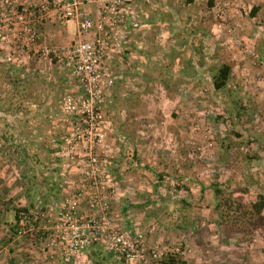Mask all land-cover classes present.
Returning <instances> with one entry per match:
<instances>
[{
  "label": "rangeland",
  "instance_id": "obj_1",
  "mask_svg": "<svg viewBox=\"0 0 264 264\" xmlns=\"http://www.w3.org/2000/svg\"><path fill=\"white\" fill-rule=\"evenodd\" d=\"M252 5L246 8L247 16L251 12ZM229 7L234 21L235 6L232 7L229 4ZM236 8L237 15H240L243 9ZM206 11L210 14L199 21V29L193 30L190 34H201L206 37L214 51L210 59L219 61L208 68L209 80L200 87L202 95H191L194 100L182 117L183 124L187 125L192 132L189 153L191 158L195 159L192 167L183 168L184 173L186 171V175H190V179L186 182L189 187L184 183L178 186L166 179L161 183L149 181V184H146L152 186L156 192L161 189L165 195L173 196L170 199L175 200L170 210L173 212L174 207L180 204L174 196L177 193L185 195L190 201V206L192 205L198 213L200 209L215 206L213 190L210 188L213 184H220L228 189L246 187L250 199L264 192V70L260 69L264 65V41L260 42L262 45L257 46L254 40L256 35L250 37L252 41L246 40L243 23L233 22L238 38L246 46L253 47L255 55L248 56L239 49L231 48L230 37L225 33L216 34L214 31V11L212 12L210 7H206ZM255 25L257 26L258 22ZM160 33L163 36L166 35L165 31ZM201 44L202 42L198 40L197 47ZM227 53L236 64L239 63V58L234 60V53L245 57L246 59L242 61L248 60L247 65L250 67H254L257 63L255 66L257 68L260 64L259 70L254 73L252 71L249 75L247 71L243 73V65L239 66L243 81L241 82L238 77L231 78L226 88L214 91L211 85L213 77L221 64L228 63ZM3 57L4 54L0 58V264H15V255L10 245L14 244L13 225L16 210L22 207H46V210L53 213V206L56 207L62 201L66 192L79 187L78 181L80 182L81 178L79 174H75L74 165L65 156L66 150H63L72 124L75 122L63 111L66 99L73 98L71 88L65 84L66 81H70V71L68 70L69 73H67L58 68L54 69L55 65H48L37 59L29 61L42 62L46 68L36 67L34 71L28 67L27 63L25 68L15 73L10 65L1 60ZM245 75H247L246 78ZM252 76L253 79L250 78ZM78 95L74 97L77 98ZM51 106H60V112L46 115L45 109L49 110ZM103 107L104 103L101 105L102 112ZM218 116H222V119L218 120ZM205 135L210 138L209 151L206 159L200 160L198 148L203 146ZM107 138L112 140L108 136ZM117 140L109 150L103 149L108 155L107 160L111 162L109 172L112 176L118 174L120 167L122 169L127 166L124 164L127 156L120 149L119 140L118 142ZM105 141L107 143V139ZM131 161L134 162L133 159L130 163ZM146 172L152 174L151 168ZM199 183L205 187L202 196H200V189L196 186ZM183 187H188L189 192L186 193ZM191 187L193 188L190 190ZM168 200L162 195H154L145 207L131 213L135 218L141 215L151 217L152 211L159 215L168 208L161 203ZM206 215L209 225L212 222V212L208 211ZM155 218H157L154 223L155 230L151 229L153 233H156L154 243L182 242L185 249L184 255L180 257L182 262L189 260V264H208L210 256H216L218 259L219 254L226 252L235 255V264H264V231L251 235H232L235 239L233 246L226 249L219 243L220 240H225L221 230H217L216 226L211 228L207 224L203 226L199 218L198 223L194 224V227L190 226L185 235L177 233L173 228V222L168 221L174 219L172 213ZM24 239L28 240L31 237L20 240ZM186 239L197 242L189 245L185 242ZM191 249H193L192 253ZM42 251L36 254L39 255ZM92 251L90 256L87 252L84 253V261L81 264H123L114 260L111 254L100 246H96ZM34 254L25 250L16 253L26 260V263L22 264H32L33 259L38 257ZM193 256L195 257L192 260Z\"/></svg>",
  "mask_w": 264,
  "mask_h": 264
},
{
  "label": "crops",
  "instance_id": "obj_2",
  "mask_svg": "<svg viewBox=\"0 0 264 264\" xmlns=\"http://www.w3.org/2000/svg\"><path fill=\"white\" fill-rule=\"evenodd\" d=\"M226 2L232 7L235 6L233 22L243 23L245 39L252 41L250 37L256 35L254 40L257 46L262 45L260 42L264 41V0H134L132 8L129 9L132 13L131 17H125L121 23L119 50L110 55L114 85L106 92L104 99L106 139L107 144L112 147L119 138L118 145L127 156L124 163L127 166L122 169L120 167L118 174L113 176L119 195L118 199L112 203L113 219L116 226L124 232H141L146 235V243L149 246L156 240V233L152 232L155 230L156 216L163 217L165 214L172 213L174 221L172 219L168 221L173 222V228L177 233L185 235L190 226L194 227V224L198 223V218L203 226L208 225L206 212L211 211L212 222L208 227L216 226L217 230L220 229L218 216L213 211L214 205L209 206V209H200L198 213L192 205L190 206V201L185 195L177 193L174 196L180 204L174 207L173 212V210L170 211L175 203V200H170L173 196L165 195L161 189L156 192L152 186L146 184H149V181L161 183L166 179L176 184L184 183L189 187L186 182L190 179V175H186L183 168L192 167L195 159H192L189 153L192 132L187 125L183 124L182 117L194 100L191 95H202L200 87L209 80L208 68L219 61L214 60L213 57L212 60L210 59L214 51L206 37L190 33L199 29L198 22L210 14V10L206 11V7H210L213 12L216 7ZM251 4L253 5L250 11L255 14L247 16L246 8ZM236 7L243 9L242 13L239 12L240 15H237ZM82 9L94 12V6H86ZM134 22H138L140 28L135 29ZM256 22H258L257 26ZM160 31H165L166 35L163 36ZM41 34L40 44L60 47L95 37L93 33L79 35L77 22H70L60 27L52 18L42 26ZM198 40L202 42V47L201 45L197 47ZM3 48L0 45V58L5 53ZM228 57L227 64L231 66L232 79L238 77L241 82L243 81L242 71L244 73V70L241 71L239 66L243 65L249 75L250 72L259 70L260 64L257 66L258 69L255 67L257 63L254 67H250L247 65L248 60L242 61L246 58L241 55L238 57V64L232 61L230 54ZM27 63L28 67L34 71L36 67L46 68L42 62L33 63L28 60ZM262 66L263 68L260 67V69L264 70V65ZM57 68L69 73L68 69L55 65L54 69ZM17 71L14 70L15 73ZM250 78L253 79V76ZM65 84L71 88V96L78 95L79 87L75 82L70 80ZM61 107L51 106L49 110L45 109L44 113L58 114ZM107 136L112 140H109ZM132 159L134 162L130 163ZM150 168L152 174L146 172ZM74 181L76 183V180ZM78 183L80 184L79 181ZM199 184L196 186L200 189V196H202L203 185ZM184 189L186 193L189 192L187 188ZM154 195L168 198V201L161 203L168 208L159 215L152 211L151 217L141 215L135 218L131 212L145 207ZM151 225L152 228H150ZM13 239L14 244L10 246L15 255V258L13 257L15 264L26 263L21 255H16L20 250L34 252V255L38 256L37 259H33L34 262L29 261L32 264H66L59 253L46 250L36 235L28 240L15 237ZM233 241H235L234 238H225L219 243L227 249L233 246ZM185 242L194 245L197 241L186 239ZM95 247L87 251L89 256ZM40 251L42 253L37 255L36 252ZM192 252L193 249H191ZM83 258L84 255L73 258L70 264H81L84 261ZM234 258L235 255L222 252L218 259L216 256H210V261L207 263L235 264ZM185 264H189V260L185 261Z\"/></svg>",
  "mask_w": 264,
  "mask_h": 264
},
{
  "label": "built area",
  "instance_id": "obj_3",
  "mask_svg": "<svg viewBox=\"0 0 264 264\" xmlns=\"http://www.w3.org/2000/svg\"><path fill=\"white\" fill-rule=\"evenodd\" d=\"M134 0H2L0 12V45L5 50L3 61L12 70H21L28 60L44 61L70 71L69 80L79 87L77 98L68 97L63 111L75 122L63 150L80 186L66 192L53 207H30L20 210L14 221L15 238L38 236L46 250L59 253L66 264L101 246L114 260L123 264H161L169 258L181 260L182 242H156L149 246L143 233H127L113 219L112 203L119 197L118 188L109 172L111 162L106 152V120L101 110L106 92L114 85L110 55L119 50L121 23L131 17ZM94 6V12L83 7ZM214 31L230 37L231 48L254 56L236 34L228 3L214 11ZM54 19L57 26L77 22L79 35L93 33L94 38L66 46L42 43L41 28ZM140 28L138 22L133 23ZM239 54L234 53L237 60ZM246 71V69H243ZM247 75H245V78ZM260 80V78H258ZM259 82V81H258ZM198 126V125H196ZM206 140V141H205ZM210 138L205 135L198 158L206 159ZM103 156V157H102Z\"/></svg>",
  "mask_w": 264,
  "mask_h": 264
},
{
  "label": "trees",
  "instance_id": "obj_4",
  "mask_svg": "<svg viewBox=\"0 0 264 264\" xmlns=\"http://www.w3.org/2000/svg\"><path fill=\"white\" fill-rule=\"evenodd\" d=\"M251 14L254 15L255 13L251 12ZM230 78L231 66L221 64L217 69L216 75L213 77L212 89L214 91L223 90L229 83ZM217 119H222V116H218ZM185 188L189 189L188 187ZM204 188L203 186L201 187L202 190ZM210 188H212L215 198L213 211L218 216V224L221 233H223L222 237L228 239L236 234L251 235L255 232L264 231V192H260L252 197L253 199H250L248 197L249 191L246 187L228 189L222 187L220 184H213ZM25 209H28V207L18 208L15 213V219L17 213ZM13 227L15 233V226L13 225ZM161 264H185V262L169 258Z\"/></svg>",
  "mask_w": 264,
  "mask_h": 264
}]
</instances>
